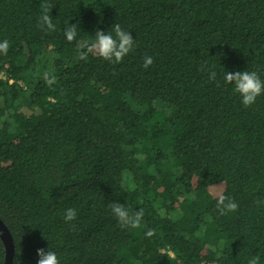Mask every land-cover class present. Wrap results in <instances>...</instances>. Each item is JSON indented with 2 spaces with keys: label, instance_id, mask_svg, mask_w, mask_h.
I'll return each instance as SVG.
<instances>
[{
  "label": "trees",
  "instance_id": "1",
  "mask_svg": "<svg viewBox=\"0 0 264 264\" xmlns=\"http://www.w3.org/2000/svg\"><path fill=\"white\" fill-rule=\"evenodd\" d=\"M43 3L55 31L37 26ZM116 23L133 51L81 60ZM3 40L0 217L13 264H36L40 248L60 264H264V94L245 108L224 80H264V0H0ZM220 193L238 210L220 215ZM113 202L143 208L141 227L122 228Z\"/></svg>",
  "mask_w": 264,
  "mask_h": 264
},
{
  "label": "clouds",
  "instance_id": "2",
  "mask_svg": "<svg viewBox=\"0 0 264 264\" xmlns=\"http://www.w3.org/2000/svg\"><path fill=\"white\" fill-rule=\"evenodd\" d=\"M41 7L42 13L37 26L45 31H55L56 25L53 23L52 16L49 15L54 6L50 3H43ZM64 36L69 43L76 41L77 24L67 25L64 29ZM134 44L135 40L132 34L122 29L119 23H116L107 34L97 29L95 40L92 43L81 45L80 59L86 60L88 55L91 54L113 64H119L133 51ZM8 49L9 42L7 40L0 41V54L7 55ZM153 63L154 61L151 56H145L144 68L147 69ZM201 71L208 72L210 81L216 80V72L208 69L206 64L201 66ZM43 79L49 87L56 82V76L49 71L44 72ZM224 80L227 84L234 86L233 90L240 95L245 108L255 104L257 98L264 94V80L261 79L256 71L246 70L235 73L227 71L224 75ZM214 198L216 199V208L220 215L235 212L239 208V205L233 198L222 193ZM256 203L261 204L264 201L258 199ZM109 207L122 228L137 229L141 227L144 217L143 208H140L139 211L130 212L124 205L116 202L111 203ZM76 217L77 212L74 208H68L64 213L66 221H73ZM145 235L152 237L155 235V230L148 229ZM37 257L36 264H60L57 253L50 248L47 250L44 248L37 249ZM247 264H259V257L249 258Z\"/></svg>",
  "mask_w": 264,
  "mask_h": 264
},
{
  "label": "water",
  "instance_id": "3",
  "mask_svg": "<svg viewBox=\"0 0 264 264\" xmlns=\"http://www.w3.org/2000/svg\"><path fill=\"white\" fill-rule=\"evenodd\" d=\"M0 237L4 242L6 255L4 264H13L14 254H15V242L13 235L5 224V222L0 217Z\"/></svg>",
  "mask_w": 264,
  "mask_h": 264
}]
</instances>
